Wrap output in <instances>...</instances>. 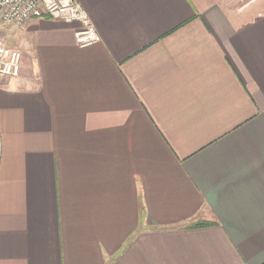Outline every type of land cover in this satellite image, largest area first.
<instances>
[{
  "label": "crops",
  "instance_id": "1",
  "mask_svg": "<svg viewBox=\"0 0 264 264\" xmlns=\"http://www.w3.org/2000/svg\"><path fill=\"white\" fill-rule=\"evenodd\" d=\"M78 2L0 29V264H264V0Z\"/></svg>",
  "mask_w": 264,
  "mask_h": 264
},
{
  "label": "built area",
  "instance_id": "2",
  "mask_svg": "<svg viewBox=\"0 0 264 264\" xmlns=\"http://www.w3.org/2000/svg\"><path fill=\"white\" fill-rule=\"evenodd\" d=\"M44 16L80 22L82 26L76 33V43L81 47L99 41L94 23L78 0H0V29L21 28L32 19ZM21 67V50L0 40V77H17Z\"/></svg>",
  "mask_w": 264,
  "mask_h": 264
},
{
  "label": "trees",
  "instance_id": "3",
  "mask_svg": "<svg viewBox=\"0 0 264 264\" xmlns=\"http://www.w3.org/2000/svg\"><path fill=\"white\" fill-rule=\"evenodd\" d=\"M207 224H208V223H205V224H202V223H201V224H196V227H197V226L207 225Z\"/></svg>",
  "mask_w": 264,
  "mask_h": 264
}]
</instances>
